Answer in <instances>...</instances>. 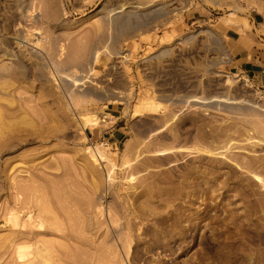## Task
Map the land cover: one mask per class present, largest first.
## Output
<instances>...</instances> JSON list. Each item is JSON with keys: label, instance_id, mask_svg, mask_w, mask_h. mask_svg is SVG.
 Returning a JSON list of instances; mask_svg holds the SVG:
<instances>
[{"label": "rangeland", "instance_id": "obj_1", "mask_svg": "<svg viewBox=\"0 0 264 264\" xmlns=\"http://www.w3.org/2000/svg\"><path fill=\"white\" fill-rule=\"evenodd\" d=\"M262 7L0 0V264H264Z\"/></svg>", "mask_w": 264, "mask_h": 264}, {"label": "crops", "instance_id": "obj_2", "mask_svg": "<svg viewBox=\"0 0 264 264\" xmlns=\"http://www.w3.org/2000/svg\"><path fill=\"white\" fill-rule=\"evenodd\" d=\"M243 18L223 32L229 65L264 89V7Z\"/></svg>", "mask_w": 264, "mask_h": 264}, {"label": "bare ground", "instance_id": "obj_3", "mask_svg": "<svg viewBox=\"0 0 264 264\" xmlns=\"http://www.w3.org/2000/svg\"><path fill=\"white\" fill-rule=\"evenodd\" d=\"M117 13H118V12H117ZM16 184H17V183H16ZM16 184H15V185H16ZM17 185H18V184H17ZM25 186H26V185H25ZM29 186H30V185H29ZM26 189H27V188H26ZM26 189H24V187L22 188L21 185H20V188H17V189H16V190H17V195H18V194H19V195H25L26 192L29 190V189H27V190H26ZM35 194H36V193H35ZM50 194H51V193H50ZM52 195H53V194H52ZM16 197H17V196H16ZM36 197H37V196H36ZM38 197H40V196H38ZM44 197H45V196H44ZM25 198H26V197H25ZM22 199H23V198H22ZM21 202H22V201H21ZM21 202H20V203H21ZM21 204H22V203H21ZM46 209H47V208H46ZM49 209H50V208H49ZM41 210H42V209H41ZM41 210H40V211H41ZM31 216H32V214L30 213V215H29L28 218L30 219ZM64 220H65V219H64ZM24 222H25V221H24ZM27 222H28V221H27ZM32 222H33V221H32ZM18 223H19V222H18ZM18 223H17V227H18V225H19ZM28 223H29V222H28ZM57 224H58V223H57ZM32 225H33V224H32ZM66 225H67V224H66ZM24 226H25V225H24ZM18 229H19V228H18ZM32 231H33V230H32ZM56 231H57V230H56ZM69 233H70V232H69ZM20 234H21V233H20ZM25 234H26V233H25ZM25 234H24V235H25ZM64 236H65V235H64ZM72 237H73V236H72ZM78 238H79V237H78ZM24 241H25V240H24ZM27 241H28V240H27ZM42 245H43V244H42ZM23 247H25V245H23V244L19 245V247H18V248H19V255H18L19 258H22V257L24 256V254L21 252V249H22Z\"/></svg>", "mask_w": 264, "mask_h": 264}]
</instances>
